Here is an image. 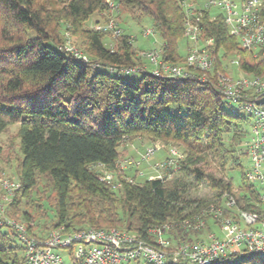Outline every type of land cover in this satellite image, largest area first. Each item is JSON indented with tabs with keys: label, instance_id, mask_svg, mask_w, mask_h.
<instances>
[{
	"label": "trees",
	"instance_id": "16d2710c",
	"mask_svg": "<svg viewBox=\"0 0 264 264\" xmlns=\"http://www.w3.org/2000/svg\"><path fill=\"white\" fill-rule=\"evenodd\" d=\"M111 1L137 22L153 19L163 62L185 60L179 52L186 38L182 0ZM109 10L108 0H0V136L17 125L19 139L18 186L0 213V264H23V243L8 223L27 221L28 211L23 218L16 213L23 202L35 213L41 211L40 222L45 220L43 232L23 222L29 236L45 239L61 227L68 233L116 228L156 243L153 230L163 229L167 239L172 235L175 240L169 253L202 237L212 209L224 207L230 196L237 208L261 209L259 190L246 173L239 188L229 176V171L242 169L248 156L242 143L253 119L224 97L217 74L225 72L220 50L224 55L234 51L239 70L254 76H264V55L242 48L222 15L214 19L202 11L203 37L214 40L213 70L158 77L154 64L152 73L146 71L145 51L139 53L130 35L123 31L106 45L110 34L87 24L93 14ZM76 36L79 41L73 40ZM69 37L84 48L80 52L87 61L66 50ZM136 71L141 77L122 74ZM139 137L184 147L171 177L138 181V170L128 177L118 167L122 143ZM209 158L221 168L220 177L203 168ZM7 160L0 143V166L13 157ZM118 168L123 176L116 174ZM104 171L115 172V178L104 180ZM200 185L214 197L191 198V190ZM46 204L53 209V220ZM234 213L225 208L226 216ZM199 221L205 223L199 230L184 223ZM171 255L164 264H189L183 258L175 263ZM211 264H264V256L229 254Z\"/></svg>",
	"mask_w": 264,
	"mask_h": 264
},
{
	"label": "built area",
	"instance_id": "2783aa9c",
	"mask_svg": "<svg viewBox=\"0 0 264 264\" xmlns=\"http://www.w3.org/2000/svg\"><path fill=\"white\" fill-rule=\"evenodd\" d=\"M111 10L117 5L108 0ZM187 20L185 24V37L193 45L188 47L185 60L177 64H168L162 61L160 51H148L142 54L155 66L153 73L158 77H186L192 69L210 71L214 68L216 57L212 46V38H204L203 28L200 25L201 12L218 8L217 14H211L215 19L222 15L229 32L239 40L244 49L264 55V4L262 0H206L204 9L196 8L195 0H182ZM95 29L104 31L112 37L123 33L119 23L114 18L97 23ZM152 31H145V36ZM66 50L75 57L87 61V57L76 49ZM135 69H133L134 71ZM218 84L224 97L237 105L239 111L250 114L253 119L252 134L247 142V155L250 159V169L246 173L248 181H258L259 191L258 211H249L237 208V202L230 196L224 201L225 206L212 209V218L225 234L221 240L214 234L207 239H198L179 244L173 251L172 260L177 263L183 258L189 264H211L217 259L229 254L244 256H264V106L258 101L264 97V76L250 75L248 77L233 78L226 72L218 71ZM205 78V77H204ZM158 146L148 149L144 158L149 157ZM181 156L174 152L157 168L158 175L151 179L171 177V171L178 168ZM127 165H134L128 161L118 163L120 169ZM104 180L111 181L112 173L104 171ZM8 183L5 182V187ZM4 186V184H3ZM18 186V185H13ZM14 188V187H13ZM13 188H9L10 192ZM7 195H11L8 193ZM225 208L235 210L231 216H226ZM19 234L24 246L23 264H64L63 257L58 251L68 250L73 261L77 264H131L146 261L149 264H164L168 260V248L171 245L165 237V230H153L156 243L139 239L137 236L120 229L86 228L74 233L64 234V228L52 232L46 239L33 238L28 235L27 229L18 222L8 221ZM188 228L193 226L199 230L205 226L204 221L184 222ZM169 229V227H167Z\"/></svg>",
	"mask_w": 264,
	"mask_h": 264
},
{
	"label": "rangeland",
	"instance_id": "374dc122",
	"mask_svg": "<svg viewBox=\"0 0 264 264\" xmlns=\"http://www.w3.org/2000/svg\"><path fill=\"white\" fill-rule=\"evenodd\" d=\"M196 1V8L197 10L201 11L204 9L205 2L206 0H195ZM237 2L240 0H236ZM220 10L218 8H212L210 9V13L217 14ZM202 13V12H201ZM109 18H114L122 28V30L127 33L128 35L131 36L132 38V43L134 47L140 52L145 51H160V47L162 45V39L160 38L159 34L156 32L154 29V23L153 19L150 16H146L142 19L141 22H137L130 15H125V11L121 8H117L114 10H109L106 13L103 14H93L90 16L89 20L87 21V24L89 26H92L95 28V25L97 22H104ZM97 20V21H96ZM151 30L152 33L149 36H145V31ZM69 43H67V46L70 47V49H76L79 52L83 51L84 48L80 46H76L75 44L72 43L71 37ZM80 40L77 36L73 37V40ZM105 44L109 45L110 41H113L112 36H107L105 39ZM239 41V40H238ZM80 43V42H79ZM193 44L190 42H187L186 38H183L180 43H179V52L180 54L185 58L188 54V47L192 46ZM213 49V48H212ZM224 51L220 50L218 53V57L220 58V61L222 62V66L225 70V72L237 79L241 77H248L250 75L242 73L239 68H238V61L236 57V53L229 52L224 55ZM143 61L146 65V71L151 72L153 70V63L146 57L143 58ZM125 76L132 77V78H139L141 77L142 73L140 71L136 72H123L122 73ZM17 130L18 126L13 125L8 128L6 132L1 134L0 136V143L4 148V155H5V160L8 161L7 159L9 156L13 157V160L11 163H2L0 166V184L3 189L0 190V213H4L6 206L10 203L12 200V195L13 191L17 188V186L13 185H18V175H17V169H16V158L19 156V139L17 137ZM249 136L252 134V127L251 129H248ZM247 136L243 141V145L247 147V142L249 141L250 137ZM154 146H158L159 148L156 149L149 157L144 158L146 152L150 148H154ZM127 149V150H126ZM120 151H121V158H123L121 161L123 164L125 162H132V164H135V167H125L124 172L128 177L136 175V172L138 170L139 174H137V180L138 181H145L147 179H151L153 177H156L158 175V172L156 168L164 162L170 154L177 153L178 156H181V159L184 158V147L173 144V145H165L163 142L155 140L153 141L152 139H148L146 137H139L135 139L133 142L129 141H124L122 145L120 146ZM208 160V165L203 167L207 173H211L217 177L221 176V168L218 166V163L213 160L212 158H209ZM251 163L249 157H245L242 163V169L240 168H235L234 170L229 171V176L232 178V183L234 187L239 188L242 185V182L244 180V173H247L248 170L250 169ZM118 173H116L118 176L122 174V171L118 168ZM115 178V172H112ZM178 174V173H177ZM5 182L10 184L7 187H5ZM115 182H117L115 180ZM250 183L254 184L257 189L260 191L261 186L258 181H249ZM4 184V186H3ZM46 185V184H44ZM14 187V188H13ZM9 188H13V190L10 192ZM235 188V189H236ZM8 193H11V195H7ZM21 195L18 194L17 196L19 197ZM191 195L193 199H201V198H207L211 199L214 197L213 191L205 186V185H200L197 188H193L191 190ZM43 196V195H42ZM45 209L47 211V217L50 220L54 219V212L53 209L48 206L47 204L45 205ZM23 211H28L29 215L28 218L26 219L27 221H20L18 224H22L26 229L27 226L25 224H28V226H31L33 231L35 232H41V223L44 224L45 220L39 221L40 218V213H35L30 207L26 206L24 202L20 204V207L17 210V214H19L21 218H23ZM9 221V220H8ZM13 221V220H12ZM25 224H24V223ZM50 225L46 224L45 228H48ZM209 227V230H208ZM202 237H198L196 239H207L209 238L210 234H214L217 238L224 240L225 239V234L220 228V225L217 224L216 220L213 219L212 217L208 218L207 221V227L202 228ZM59 229H54L51 230L47 237L54 231H58ZM43 232V231H42ZM74 232H64V234H70ZM168 235V234H167ZM170 237V235H168ZM33 238H36L34 236H31ZM46 237V238H47ZM45 238V239H46ZM173 236L171 235V244H172V239ZM173 243H175V240H173ZM171 246V245H170ZM177 247V246H175ZM175 249H172L169 254L173 253ZM60 251L62 257H63V262L64 264H74V261L72 257L69 254L68 250H61ZM169 252V250H168ZM173 256V255H171ZM131 264H149L146 261H140V262H132Z\"/></svg>",
	"mask_w": 264,
	"mask_h": 264
},
{
	"label": "water",
	"instance_id": "95a60500",
	"mask_svg": "<svg viewBox=\"0 0 264 264\" xmlns=\"http://www.w3.org/2000/svg\"><path fill=\"white\" fill-rule=\"evenodd\" d=\"M258 104L264 106V97L258 101Z\"/></svg>",
	"mask_w": 264,
	"mask_h": 264
},
{
	"label": "crops",
	"instance_id": "0c3cea01",
	"mask_svg": "<svg viewBox=\"0 0 264 264\" xmlns=\"http://www.w3.org/2000/svg\"><path fill=\"white\" fill-rule=\"evenodd\" d=\"M97 21V20H96Z\"/></svg>",
	"mask_w": 264,
	"mask_h": 264
}]
</instances>
